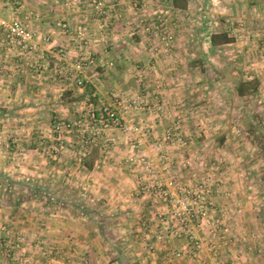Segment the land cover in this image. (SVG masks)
<instances>
[{"label":"crops","instance_id":"1","mask_svg":"<svg viewBox=\"0 0 264 264\" xmlns=\"http://www.w3.org/2000/svg\"><path fill=\"white\" fill-rule=\"evenodd\" d=\"M162 1L172 8L167 12L175 20L176 42L170 50L159 46L158 34L152 27L162 9L157 2L152 12L136 8L131 0H117L108 5L107 11L113 12L112 8L116 7L117 13L122 12L111 14L114 18L109 22L106 18L91 19L77 0H19L17 6H3V14L20 19L37 34L35 46L28 51L0 42V101L32 103L28 108L35 111L32 115L38 118L42 111L50 116L55 113L67 117L71 109L65 95L71 97L80 92L82 98L76 104H84L86 100L88 105L108 104L119 109L124 119L142 121L147 126L145 137L131 142L120 129L102 133L103 140L107 139L111 145L104 140L99 146L100 154L91 162L92 167L82 166L91 175L78 178L79 185L96 187L107 205L119 211L121 218L123 216L120 228H125L129 235L123 242V250L131 249L134 240L130 234L136 236L138 232L142 233L141 237L134 242L143 252L134 258L126 256L123 250L117 254L116 245L107 241L102 228L87 213L80 209L78 217V210L69 212L64 203L45 205L37 200L31 201L32 206L23 203L0 207V225L7 224L26 235L27 243L21 250L35 253L32 264H130V261L132 264H162L166 258L177 264H203L204 261L230 264L234 260L240 264H264V178L235 174L231 167L220 180L222 193L215 190L210 194L214 216H222L229 228L227 242L222 246L206 231L174 221L170 229L182 235L169 239V229L166 231L164 224L170 219L169 202L154 190L148 194L140 191L144 184H164L170 179L176 183V187L171 188L172 196H179L182 193L178 187H195L205 180L213 183L214 178L205 177L197 166L201 162L188 152L247 148V142H239L232 136L238 127L242 129L235 124L249 117L248 97H240L237 88L242 81L258 79L256 97H264V0H160L159 3ZM36 7L43 12H36ZM57 20L66 21L71 32L66 34L58 28L54 23ZM213 33L227 34L232 41L213 45L210 41ZM47 36L52 39L50 44L43 42ZM59 46L67 49L70 59L80 56L95 61L79 78L84 86L79 87L75 80L68 79L67 72L64 73L63 62H58ZM99 60L105 61L106 66L100 67ZM221 64L222 70L219 69ZM152 66L158 70L153 71ZM142 90V94L139 93ZM137 94L143 98L142 108L124 111L121 100ZM44 103L52 104L49 110H44L47 109L42 106ZM216 104H224L226 111L218 114L221 108L217 109ZM2 117L3 120L20 118V114L3 110ZM171 120L180 121V131L188 144L171 146L174 157L160 166L154 152L155 139L164 134ZM217 120L222 127H215ZM243 133L247 135L246 131ZM217 135H225L226 139L211 138ZM68 139L66 137V145L61 146L58 160L46 163L37 159L31 166L36 173L47 168L51 176L62 168L65 172L62 180L51 178L49 183L54 188L64 187L59 190L63 194L70 186L71 171L76 168L70 157L68 146L72 145ZM36 141L32 149L35 152L39 148V140ZM139 149L150 158L154 168H158L157 176L150 173L152 170L133 169L126 164L127 152ZM4 164H8L6 160ZM168 168H172L171 175ZM53 193L49 191L52 200L60 198V193ZM189 234L203 244L202 261L193 257V247L186 239ZM36 238L42 239L43 249L49 247L55 255L51 256L48 250L42 254L34 249L37 244L33 246L31 241L36 242ZM0 264L18 263L15 257L0 254Z\"/></svg>","mask_w":264,"mask_h":264},{"label":"rangeland","instance_id":"2","mask_svg":"<svg viewBox=\"0 0 264 264\" xmlns=\"http://www.w3.org/2000/svg\"><path fill=\"white\" fill-rule=\"evenodd\" d=\"M81 3V6H83L84 11L87 12V14L91 17V19L94 20V18H97L99 20H102V18H106V21H110L114 18L111 14H121L122 11L118 12L115 11V8L113 9V12L108 11L103 13H97L93 7L91 6V0H77ZM119 1V0H118ZM160 0H131L133 4H135L136 8H141L145 10H151L154 12L156 10V2L158 5L162 6L158 14L160 15L159 18H156V22L152 25V27L155 29V31L158 34V41L159 46L163 47L166 50H170L175 45V37L174 34L176 32L175 27V20L171 18V13H168L167 11L171 10L172 8L168 6L166 3L162 4L159 3ZM221 0H218V2ZM19 0H9L8 3H5L4 0H0V18H4L7 20H19L17 18H12L9 15L3 14V6L4 7H14L19 5ZM114 2H117L115 0H106V10H108V5H112ZM45 4V3H44ZM219 5V4H218ZM41 7V6H40ZM36 12L42 13L43 10L38 7H36ZM155 9V10H154ZM35 12V13H36ZM157 12V11H156ZM170 12V11H169ZM157 16V15H156ZM173 17V16H172ZM22 22V21H21ZM23 23V22H22ZM58 28H60L64 33L68 34L71 32V28L69 24L64 20H57L54 22ZM24 24V23H23ZM26 25V24H24ZM30 30H32L35 33V39H36V31L31 29L28 25H26ZM167 28L168 31L171 32V36H173V40L171 42H168L167 39L163 38V29ZM219 28H221L219 26ZM220 30V29H219ZM48 37V36H47ZM50 37V36H49ZM34 39V41H35ZM0 42L8 47H17L19 46L23 51H25L20 45L16 43L9 42L4 33L3 29L0 27ZM44 44H50L52 42V39L50 37V40L47 41L46 39H43ZM33 42V46H35ZM60 49H63L66 52V61L69 63H74L77 60H80L82 57H74V59H70L67 53V49L64 46L58 47V55L60 57V60L58 62H63V58L60 56L59 51ZM31 50V49H29ZM65 61V62H66ZM94 65V64H93ZM92 65V66H93ZM222 64L220 65L219 69L222 70ZM153 67V71L158 70V68ZM157 67V66H156ZM88 71V70H87ZM86 71V72H87ZM216 74H220L219 72H216ZM70 80V79H69ZM77 85L79 87L84 86V83L79 84L77 80H75ZM143 90L139 93L142 94ZM141 94H137L136 96L131 97H125L121 101H125L127 98H138L140 101V104L138 108L134 110H140L142 108V96ZM259 93L255 94L254 96H248V103L247 106L249 107L248 112V119L243 123H236V126H241V131L247 132V135L241 132L238 127V133L234 132L232 136L234 138H237L239 142L245 141L248 143L247 148L240 151H229L225 148H222L220 150H210L205 151L202 149H199L197 152H188V151H181L182 154L184 153H192V157L196 161H200L202 163H199L197 166L202 170L205 177H213L214 182L210 183V190L211 194L213 195L214 191L221 192L222 193V186L223 184L220 182L222 179V175H225V173L231 169L234 170V173L241 174L244 173L247 176H259V178H264V153L258 149L256 144L253 141V134L251 133L253 130V124L258 127L264 126V97L258 96ZM252 97V98H251ZM82 98V93L75 92L73 96L65 95L66 100H68V106L71 109V113L67 117H60V115H54L51 116L48 113H41V117L38 118L36 115H32L33 110H31L30 107L32 103H25L23 100L18 101L16 103H3V100L0 101V116H3V110H7V112H12L14 114H20V118H13L8 120H3V117L0 118V207L3 206H20L21 204L25 203L26 206H32L31 201H37L38 199H33L34 192H31L27 187L21 188L20 186H13V188L10 187L9 181L3 176L10 177L12 180L21 182V183H34L37 185V187L41 188V191L44 193H48L52 190L53 195L59 194L60 198H65L67 201H63L64 205L68 209V211H74V208H72L73 202L75 200H82V202L88 206L91 210L97 209L98 210V216L95 218V223H97V226L102 228V233L106 237L107 241H112L114 243L115 252L118 254L123 250V242L127 241V237L129 236L126 232L125 228L122 230L120 228V222L122 221L121 215L119 211H115L109 204L107 205V200L103 197V194L99 191H97V188L94 186L89 187L88 185H79L78 178L79 176H85L88 177L89 174L88 171H86L82 166L86 167V163L94 161L99 153V146L102 143H105L104 140H106L107 144H110V141H107V139L103 140L102 133H105V131L116 128L120 129L124 134V136H127L128 142L134 141L135 139L144 138V134L146 133L147 126H145V123H142V121H136L134 119H124L119 111V116L123 120V122H134L136 125H138L142 130L140 133H128L125 132L120 127H113L109 129L102 128V125L100 122L94 120L91 116L93 112L98 113L99 109L103 105L108 104H102V103H93V105H88V100L84 102V104H76V101ZM92 102H96L92 100ZM91 102V103H92ZM51 103H44L42 106L47 107L49 110V107H51ZM217 109H220V112H217L218 114H223V111H226V108H224V104H216ZM111 106V105H108ZM121 106V105H120ZM27 107V108H25ZM77 107L80 108V110L77 109ZM114 107V106H111ZM123 108V106H121ZM44 108V107H43ZM82 108V109H81ZM115 108V107H114ZM160 108V107H158ZM124 109V108H123ZM161 109V108H160ZM159 109V110H160ZM133 110V109H132ZM16 111V112H13ZM124 111H131L126 110ZM161 111V110H160ZM48 112V111H47ZM52 111H49L51 113ZM236 112V111H235ZM238 112V109H237ZM158 115V114H157ZM159 116V115H158ZM222 122V121H221ZM252 122V124H251ZM223 123V122H222ZM180 121L178 120H171L168 123L167 129H165L164 134L157 137L155 139V146L156 151V160L160 164V166H163L165 162H171V158L174 157L173 150L171 149L174 144L177 146L180 145L182 147L187 146V142L185 139V135L181 133L180 131ZM226 126L229 123H225ZM223 126L220 124V121L217 120L216 126ZM234 125V124H233ZM37 130H39L40 133H37ZM176 132L178 135L175 136V139L172 141H169L165 138L168 131ZM107 134V133H106ZM125 136V137H126ZM66 137H68V143H71L72 146H68L71 148L70 151V157L72 159L73 164H75V167L71 171V181L69 182V187H66V192L63 194L64 187L57 186L53 187V184L49 183L51 178H56L62 180L63 174L65 172L63 169H59L60 171L56 173V175L51 176L49 169L45 168L40 173H36V170L31 167L32 162L39 159L43 162L58 160L61 156V146H65L66 144ZM212 139L215 138V141H219L221 138L226 139L225 135H217L212 136ZM217 138V140H216ZM36 140H39V148L35 152L32 149H35L34 144L37 142ZM111 145V144H110ZM113 148V147H112ZM112 148H110L112 150ZM127 165H131L133 169H138L144 167L147 171H151L154 176H157V169L154 168V165L149 157L146 156L145 152L142 149L139 150H131L130 152H127ZM187 153V154H188ZM106 155V153H105ZM40 156V158L38 157ZM131 157L134 158H144L146 162L150 163V169L145 166V164H142L138 167L135 165L133 166L131 162L129 161ZM5 160L7 161V165L4 164ZM170 160V161H169ZM4 164V165H3ZM170 164V163H169ZM205 164V165H204ZM208 165V166H207ZM205 168V169H204ZM155 169V171H154ZM169 174H172V168H168ZM165 171V170H164ZM200 173V172H199ZM39 174V175H38ZM201 174V173H200ZM59 175V176H58ZM157 183V182H156ZM148 185V184H147ZM200 185L198 183L195 186ZM149 186L153 187L154 184H149ZM142 187V186H141ZM11 188V189H10ZM216 188V189H214ZM178 189V188H177ZM94 190V192H92ZM152 191L154 189H151ZM149 190H143V188L140 189L141 193H149ZM43 193V194H44ZM12 195V199L10 197ZM62 196V197H61ZM10 197V200L12 202H17L19 198H21L22 202L20 205H14L11 203V201L8 199ZM68 197V198H67ZM162 197V196H161ZM163 198V197H162ZM164 199V198H163ZM47 198L44 196L41 200H38L37 202L41 201L44 202L45 205H48L49 203H56V206L61 205L62 203L59 202V200L56 201L54 198L52 201L47 202ZM262 204L264 206V197L262 199ZM10 201V202H9ZM11 203V204H10ZM59 204V205H58ZM85 208V207H82ZM80 208L81 210H83ZM77 209V208H76ZM77 216L80 217L79 209H77ZM79 212V213H78ZM82 212V211H81ZM75 214V213H74ZM214 214V213H213ZM73 216L72 214H70ZM177 223V222H176ZM130 229V228H129ZM173 229H170L169 232H171ZM168 231V229L166 230ZM0 238L2 237V246L0 245V254L3 256L12 258L15 257L17 260V263L19 264L20 259H29L31 260V263H33V256L34 252H26L24 253L21 249L22 247L26 246L27 241L25 240L26 235L22 234L21 232L15 230L12 226H9L7 224L0 225ZM142 234V233H141ZM140 233H136L133 235V233L130 234V238H133L135 241L136 239L139 240L141 237ZM155 237L157 234L155 233ZM168 236L170 234L168 233ZM161 237V235H160ZM175 238V237H174ZM36 242L31 241V244L34 246L33 243L37 244V247L34 248L37 251L47 253L48 250L51 252V256H54L55 253H53L49 247H46V249L42 248V245L44 244L41 242L42 239L37 240ZM173 239V238H172ZM115 242H114V241ZM133 241V246L130 250L127 251L128 248H125L124 253L125 255L130 257L138 256V253L143 252L139 247H137V242ZM135 245V247H134ZM220 246L223 244L219 243ZM32 246V248H33ZM40 249V250H39ZM150 249V248H149ZM151 250V249H150ZM58 253V252H57ZM43 254V253H42ZM116 254H114L115 256ZM132 258V260H134ZM131 260V259H129ZM176 263V262H175ZM128 264V263H126ZM130 264L131 261H130ZM177 264V263H176ZM240 264V263H239Z\"/></svg>","mask_w":264,"mask_h":264},{"label":"built area","instance_id":"3","mask_svg":"<svg viewBox=\"0 0 264 264\" xmlns=\"http://www.w3.org/2000/svg\"><path fill=\"white\" fill-rule=\"evenodd\" d=\"M5 3H8L9 0H4ZM117 1V0H115ZM91 6L97 13L105 14L107 12L106 0H91ZM0 27L3 29V33L6 39L11 43H16L20 45L25 51L32 49L33 42L35 39V33L30 30L26 25H24L19 20H7L0 18ZM163 38L167 39L168 42L173 40L171 32L165 27L163 29ZM47 41L50 40V37L45 38ZM60 56L63 58L62 67L65 69L64 73L67 72L70 80H77L81 84L79 79L81 76H84L86 71L95 63V61L90 57L81 58L76 62L68 63L66 61V52L63 49L59 51ZM66 61V62H65ZM106 62L103 60L98 61L100 67L106 66ZM140 101L138 98L132 97L127 98L125 101L120 102V105L123 106L126 110H132L138 108ZM92 118L102 125V128L109 129L113 127H120L125 132L128 133H140L142 128L136 125L134 122H123L119 116V112L116 108L103 105L98 113L93 112L91 114ZM172 131V130H171ZM170 130L166 134L165 138L169 141L175 139V136L178 135L176 132H171ZM131 164L136 167L145 164L147 169H150V163L146 162L144 158H134L131 157ZM210 182L205 180L200 185L190 188H180L178 187L182 195L172 196L171 188L176 187L174 180H168L166 183H156L155 186L151 187L149 184H144L142 186L143 190L154 189L156 193H159L165 200L169 202L170 205V219L165 220L164 224L166 228L170 230L171 222H177L178 224L188 227L194 225L198 229H202L207 232L208 236L219 241L221 244L227 242L226 234L229 231V228L222 216H214L211 210V203L209 201V196L211 194ZM169 239H172L176 236L182 235L177 230H172L169 232ZM186 239L191 243L193 247V257L197 261H202V242L193 234H189ZM19 264H32L29 259H20ZM162 264H176L172 259L166 258L162 261ZM203 264H215L213 262L204 261ZM230 264H239L238 261L234 260Z\"/></svg>","mask_w":264,"mask_h":264},{"label":"trees","instance_id":"4","mask_svg":"<svg viewBox=\"0 0 264 264\" xmlns=\"http://www.w3.org/2000/svg\"><path fill=\"white\" fill-rule=\"evenodd\" d=\"M210 41H211V44L217 45L218 43L231 42L232 38L229 37L227 34H215V33H213L211 35ZM259 86H260V82L258 79H254L251 81H242L237 88L238 95L242 98L248 97V96H254L255 94L259 93ZM251 124H252V122H251ZM252 129L253 130H251L252 131L251 133L253 134V138H254L253 141L256 144V146L258 147V149L264 153V126L258 127V124H257V126H256V124H255V126L253 124ZM86 167L91 168L92 163H90V162L86 163ZM3 178H5L9 181V185L11 188H13V186H17V187L20 186L21 188L27 187V189H29L31 192H34V195L32 197L33 199L41 200L45 196L48 199L47 202L52 201V198L50 197L48 190H47V193L42 192L41 188L37 187V185H35L33 182L30 184L29 183L23 184L21 182L12 180L10 177H7V176H3ZM10 197L12 199V195H10ZM10 197L8 198L9 200H10ZM57 200H59L60 203H63V201H67L66 197L63 198V200H62V198L56 199V201ZM21 202H22L21 198H19L17 200V202L11 201V203L14 205H20ZM70 205H72V208H74V209L77 208L79 210H80V208L85 207V208H82L83 210H81V211L83 213H87V215H89L91 220L95 222V220H96L95 218H97V216H98V210L96 208L91 210L80 199L75 200V202H73Z\"/></svg>","mask_w":264,"mask_h":264}]
</instances>
